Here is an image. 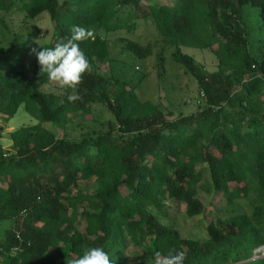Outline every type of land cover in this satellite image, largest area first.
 Segmentation results:
<instances>
[{
    "label": "trees",
    "instance_id": "1",
    "mask_svg": "<svg viewBox=\"0 0 264 264\" xmlns=\"http://www.w3.org/2000/svg\"><path fill=\"white\" fill-rule=\"evenodd\" d=\"M17 3L24 17L12 31L6 15ZM251 14L263 30L258 54L249 45ZM44 15L51 30L39 45ZM139 23L155 41L120 37L122 50L143 59L158 44L162 70V51L173 48L197 81L195 111L175 114L131 81L99 72L113 61L109 36ZM72 25L93 32L80 43L91 71L76 92L47 89L32 49L66 41ZM0 36V118L23 106L39 120L10 133V153L0 146V222H12L1 261L67 264L103 247L114 264H154L155 252L172 250L186 253L184 264H264L253 254L264 245V0H0ZM182 47L214 54L215 70ZM78 115H95L99 126L56 134L52 127L64 131ZM202 191L222 196L223 213L210 217L205 239L184 237L163 218L182 203L187 217L205 214Z\"/></svg>",
    "mask_w": 264,
    "mask_h": 264
},
{
    "label": "rangeland",
    "instance_id": "2",
    "mask_svg": "<svg viewBox=\"0 0 264 264\" xmlns=\"http://www.w3.org/2000/svg\"><path fill=\"white\" fill-rule=\"evenodd\" d=\"M21 4L17 3L12 9V12L6 15V26L10 30H17L19 24L21 23L24 13L18 11ZM45 20L39 23L44 29L43 35L41 34V40L43 38L48 39L51 24L47 21V16ZM250 27L252 32L250 34L249 45L250 49L254 54H258L261 50V42L263 30L259 27L256 22V18L252 16ZM109 39V46L112 56V63L104 62L99 66V72L105 73L107 75L114 74L117 77L127 79L133 83L135 91L138 95L145 99H149L161 107H170L173 109L175 114L184 113L189 114L198 108V87L196 79L184 68L177 63L173 57V48H167L162 51L163 54V69L158 68L157 64V53L159 52L160 45H155L153 48V53L143 59L132 57L127 52L123 51L121 42H119L120 37H126L133 40H139L141 42H147L156 39L151 29L145 27L143 23H139L137 28L131 32L125 29L118 30L112 33ZM44 39V40H47ZM1 41V36H0ZM182 51L188 55L193 56L200 64H202L207 70H215L217 60L214 54L207 50H201L191 47H182ZM140 78V80H138ZM47 89L51 88L54 91H61L58 85L50 83ZM98 107H95V111ZM34 109L31 112L25 111L24 107L21 106L17 113L8 121H3L0 118V146L4 153H10L11 150V138L10 133L22 126L35 125L39 122L37 117L33 114ZM96 117L95 115H92ZM92 116L88 115L83 117L78 115L74 119V122L67 126L66 130L62 131L59 128L52 127L58 136H62L63 133L67 137L79 136V134L84 131L87 132L91 128H96L91 120ZM97 118V117H96ZM198 170L202 171L203 177L207 179L208 174L204 165H198ZM82 189H86L84 185H80ZM94 183L89 185L87 189H94ZM199 199L204 203L206 207L205 214H200L195 217H187L185 215V204H180L178 208V213L174 216L171 212L163 219L169 222L176 221L177 225L184 237H195L198 239L206 238V225L210 221V217L215 215H222V206L224 205V200L219 194H209L202 191L199 194ZM167 206H172V203L166 201ZM12 226L11 221L0 222V240L5 236V230ZM79 230L83 231L85 227L84 219L77 226ZM254 254V253H253ZM255 258H258L259 253L254 254ZM0 264H5L0 260Z\"/></svg>",
    "mask_w": 264,
    "mask_h": 264
},
{
    "label": "clouds",
    "instance_id": "3",
    "mask_svg": "<svg viewBox=\"0 0 264 264\" xmlns=\"http://www.w3.org/2000/svg\"><path fill=\"white\" fill-rule=\"evenodd\" d=\"M41 29V25L37 24ZM70 37L66 41H58L53 47H42L35 53L41 73L47 75L48 80L62 89H72L76 92L82 83L84 74L91 71V63L80 48V43L88 39H94L93 32L85 27L72 25ZM43 35V34H42ZM43 39H47L43 38ZM41 39L35 42L39 45ZM69 102H75L81 97L79 94H69ZM186 253L172 250L168 254L157 251L154 253V264H184ZM67 264H114L109 254L103 247L85 249L78 258L67 259Z\"/></svg>",
    "mask_w": 264,
    "mask_h": 264
},
{
    "label": "built area",
    "instance_id": "4",
    "mask_svg": "<svg viewBox=\"0 0 264 264\" xmlns=\"http://www.w3.org/2000/svg\"><path fill=\"white\" fill-rule=\"evenodd\" d=\"M202 95H203V94H202ZM256 253H259L258 258L264 256V245H263V246H260V247H258V248H256V249L254 250V254H256ZM254 256H255V255H254ZM255 257H256V256H255Z\"/></svg>",
    "mask_w": 264,
    "mask_h": 264
}]
</instances>
